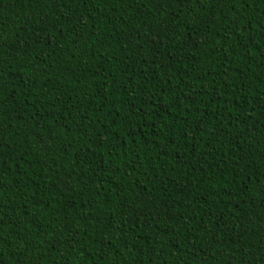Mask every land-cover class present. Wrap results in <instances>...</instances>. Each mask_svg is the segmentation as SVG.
I'll return each instance as SVG.
<instances>
[{
  "label": "trees",
  "instance_id": "obj_1",
  "mask_svg": "<svg viewBox=\"0 0 264 264\" xmlns=\"http://www.w3.org/2000/svg\"><path fill=\"white\" fill-rule=\"evenodd\" d=\"M0 264H264V0H0Z\"/></svg>",
  "mask_w": 264,
  "mask_h": 264
},
{
  "label": "snow or ice",
  "instance_id": "obj_2",
  "mask_svg": "<svg viewBox=\"0 0 264 264\" xmlns=\"http://www.w3.org/2000/svg\"><path fill=\"white\" fill-rule=\"evenodd\" d=\"M70 179V178H69Z\"/></svg>",
  "mask_w": 264,
  "mask_h": 264
}]
</instances>
